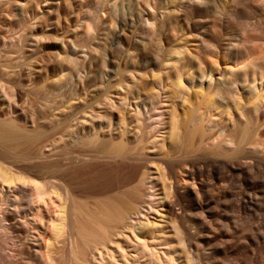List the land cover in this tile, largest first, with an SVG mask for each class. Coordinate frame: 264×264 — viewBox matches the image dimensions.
<instances>
[{"label":"bare ground","instance_id":"6f19581e","mask_svg":"<svg viewBox=\"0 0 264 264\" xmlns=\"http://www.w3.org/2000/svg\"><path fill=\"white\" fill-rule=\"evenodd\" d=\"M44 2L105 13L106 41L85 21L80 50L106 62V89L131 86L136 141L78 147L95 129L82 126L49 154L46 131L2 114L17 94L11 55ZM0 24V264H264V0H0ZM182 163L191 184L177 180ZM153 208L175 213L179 240Z\"/></svg>","mask_w":264,"mask_h":264},{"label":"rangeland","instance_id":"374dc122","mask_svg":"<svg viewBox=\"0 0 264 264\" xmlns=\"http://www.w3.org/2000/svg\"><path fill=\"white\" fill-rule=\"evenodd\" d=\"M19 10L16 9L17 12ZM38 10V19L27 23L28 33L24 34V39L11 55L13 70L18 72L17 94L10 105L5 104L7 106L2 109V114L16 120L23 127L46 131L42 140H48V146L44 150L49 154H55L69 141L66 135L65 138L61 136L64 131L79 130L82 126L94 125L95 129L90 131L93 139L85 144H78V147L95 150L103 143L109 147V144L113 146L120 141H136L143 119L133 103L131 86L128 82L116 81L114 78V84L106 89V76L98 78L102 71L106 72V62L100 56L91 62L85 55V48L80 50L85 21L94 23L96 30L91 41L95 46L100 41H106V23L103 22L104 18L99 22L97 18L99 14L105 13L95 4L61 6L60 2H44ZM3 29L0 24V30ZM175 39L171 33L164 50L172 46ZM82 57H86L84 63ZM89 76L96 81L79 89L76 86L77 80H85ZM136 78L143 90H146L145 83L149 82V75H136ZM173 101L178 103V100ZM182 108L181 104H176L178 111ZM150 121L154 125L159 121V116H153ZM197 147L199 150L196 149V152H202L206 148L201 143ZM182 164L179 169H175L177 180L181 184H191L192 181L184 174L188 167ZM155 165L161 168L157 173H166L159 163ZM156 187L152 184L149 186L150 194ZM90 196L77 198L82 208L102 200L100 195ZM148 213L151 223L165 224L167 234L179 240L181 227L175 213L166 212L163 208H159L158 212L153 208ZM133 229L135 233L128 232L122 238L123 244L134 241L135 234L140 235L137 225ZM214 232L217 230L211 231V234L214 235ZM93 264H106V255L104 261L96 259Z\"/></svg>","mask_w":264,"mask_h":264}]
</instances>
